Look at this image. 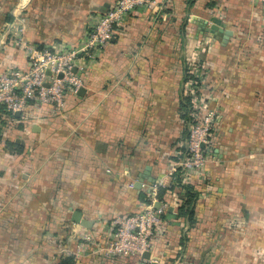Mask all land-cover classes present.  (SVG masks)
<instances>
[{"label":"crops","instance_id":"obj_1","mask_svg":"<svg viewBox=\"0 0 264 264\" xmlns=\"http://www.w3.org/2000/svg\"><path fill=\"white\" fill-rule=\"evenodd\" d=\"M115 1L0 0V71L27 67L7 34L16 13L28 42L79 45ZM162 2L116 26L84 92L67 95L62 112L47 104L1 118L0 264H60L70 255L75 264H142L95 247L111 237L114 217L151 198L154 183L172 184L194 59L205 64V94L218 110L212 160L191 181L194 224L172 205L152 256L156 264H264V12L258 0ZM212 23L232 31L226 42L203 30ZM76 210L89 227L73 221Z\"/></svg>","mask_w":264,"mask_h":264},{"label":"built area","instance_id":"obj_2","mask_svg":"<svg viewBox=\"0 0 264 264\" xmlns=\"http://www.w3.org/2000/svg\"><path fill=\"white\" fill-rule=\"evenodd\" d=\"M258 2L264 12V0ZM162 3V0H116L107 11L97 14L79 45L55 47H39L28 42L24 37V19L16 13L15 19L6 26L7 34L11 35L15 46L24 51L27 67L11 66L0 71V108L23 113L31 107L53 104L56 110L62 112L67 95H77L84 86L89 67L113 38L116 26H122L130 14L158 9ZM188 65L189 72L199 80L190 79L185 84V95L191 96L194 123L186 140L185 156L180 157L182 152H175L178 159L172 162L169 173L175 178L181 167L182 183L191 182L194 175L205 176L207 165L212 160L218 117L217 108L211 106V99L205 94L208 89L205 64L198 69L194 59ZM159 186H162V180L152 185L151 198L141 203L137 211L114 217L111 237L95 247L97 252L108 258L137 256L142 264L158 263V258L152 256L155 235L165 230L164 215L169 207L181 202L177 196L172 201L158 199ZM82 239L94 241L90 234ZM146 252L151 253L149 258L144 257Z\"/></svg>","mask_w":264,"mask_h":264},{"label":"trees","instance_id":"obj_3","mask_svg":"<svg viewBox=\"0 0 264 264\" xmlns=\"http://www.w3.org/2000/svg\"><path fill=\"white\" fill-rule=\"evenodd\" d=\"M112 5L109 8H111ZM156 10L157 9H154L152 10V12L153 11L155 12ZM190 79L198 80L197 77H195L193 74L189 72V65H188L185 68L184 80L187 81ZM192 111L193 108H192L191 96L185 95L181 103V118L184 124L182 137H184L185 141L189 138L190 127L194 123L193 117L191 116ZM14 117H15L14 113L5 110L3 107L0 108V120L1 118H3V120H6L9 118L12 119ZM179 151L182 152V155H180V157L185 156L186 143L179 148ZM173 159L177 160L178 156H175ZM181 171L182 168L180 167L178 169V173L175 175V178H173L172 184H170L169 186H159L157 197L158 199L162 200L166 198L167 193H172L173 190L179 188V191H177V193L181 198V202L174 203L177 206L176 214L178 218L184 219L190 225H193L195 222V204L199 196V191L196 189V185L193 182L182 183V177L180 175ZM180 242L182 245L185 243L184 236H182ZM60 264H75V257L73 255L66 256L61 260Z\"/></svg>","mask_w":264,"mask_h":264},{"label":"water","instance_id":"obj_4","mask_svg":"<svg viewBox=\"0 0 264 264\" xmlns=\"http://www.w3.org/2000/svg\"><path fill=\"white\" fill-rule=\"evenodd\" d=\"M203 30H206L207 32H210L211 34H213L217 39H219L220 41L226 42V40L228 39V37L232 34V31L229 29H225L224 27L219 26L218 24L212 23L210 25H206L204 26ZM82 92H84V87H82L79 90V94H81ZM14 114L16 116H19L21 114L20 111H16L14 112ZM158 203L155 204V206L157 207ZM173 208L170 207L169 210H172ZM170 215V214H169ZM171 216H174L173 214H171ZM73 221L76 223H80L81 225L85 226V227H89L90 223L88 220L83 219L82 217V213L78 210L74 211L73 213ZM151 255L150 252H146L144 253V257L149 258ZM152 264H156V263H152Z\"/></svg>","mask_w":264,"mask_h":264},{"label":"rangeland","instance_id":"obj_5","mask_svg":"<svg viewBox=\"0 0 264 264\" xmlns=\"http://www.w3.org/2000/svg\"><path fill=\"white\" fill-rule=\"evenodd\" d=\"M203 41V40H202Z\"/></svg>","mask_w":264,"mask_h":264}]
</instances>
